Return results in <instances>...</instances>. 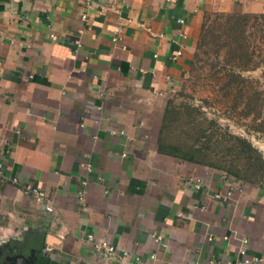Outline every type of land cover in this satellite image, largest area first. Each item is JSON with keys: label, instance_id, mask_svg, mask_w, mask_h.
I'll use <instances>...</instances> for the list:
<instances>
[{"label": "crops", "instance_id": "crops-1", "mask_svg": "<svg viewBox=\"0 0 264 264\" xmlns=\"http://www.w3.org/2000/svg\"><path fill=\"white\" fill-rule=\"evenodd\" d=\"M110 1L0 0V251L16 241L33 264H229L246 237L264 264V187L159 148L205 13H262L264 0Z\"/></svg>", "mask_w": 264, "mask_h": 264}, {"label": "rangeland", "instance_id": "rangeland-1", "mask_svg": "<svg viewBox=\"0 0 264 264\" xmlns=\"http://www.w3.org/2000/svg\"><path fill=\"white\" fill-rule=\"evenodd\" d=\"M252 47L256 60L264 56V42L254 39ZM229 70L244 80L236 84ZM229 79L232 82L227 86ZM160 137L177 154L193 155L239 181L264 187V166L262 175L247 177V160L233 146L236 137L244 138L264 161V62L240 70L235 62L227 64L222 55L201 53L181 88L168 100Z\"/></svg>", "mask_w": 264, "mask_h": 264}, {"label": "trees", "instance_id": "trees-1", "mask_svg": "<svg viewBox=\"0 0 264 264\" xmlns=\"http://www.w3.org/2000/svg\"><path fill=\"white\" fill-rule=\"evenodd\" d=\"M254 39H257L259 43L264 42V12L207 11L204 15L196 50L190 67L193 69L197 61L200 59L201 53L208 54L210 51L211 53L213 52V55L217 58L222 55L223 59L226 60V63L229 65L235 62L236 67L240 68V70L256 68L260 63L264 62V56L258 55V57L260 56V59H257L259 61L253 56L255 53V50L252 47ZM229 72L232 73L229 75L236 76V84L239 85L241 83L240 80H244V77L240 73L231 70H229ZM230 82H232L231 79H229L227 86L230 85ZM236 142L237 145H233L235 146L236 151L247 160L246 170L249 172L246 176L249 177V175L254 173H260V175H262L263 172L261 169L264 166V161L258 153V150L244 138L236 137ZM159 148L163 151H170L174 154L178 153L171 149L168 150L169 147H166L163 144L161 137ZM178 155L196 163H203L193 155ZM232 172L235 175L237 174L233 170ZM8 245L13 249H11V252L4 249L0 251V263H2L5 256L9 253H27V250L22 247L21 243L9 241Z\"/></svg>", "mask_w": 264, "mask_h": 264}, {"label": "built area", "instance_id": "built-area-1", "mask_svg": "<svg viewBox=\"0 0 264 264\" xmlns=\"http://www.w3.org/2000/svg\"><path fill=\"white\" fill-rule=\"evenodd\" d=\"M116 1L117 0H111L110 1V5L109 7L114 9L116 12H118V9L116 8ZM83 19L86 18V15L82 16ZM183 20L181 19L180 22H182ZM161 36V35H160ZM121 37L120 35H114L113 40L117 41L119 40ZM76 44L78 46H80L79 41H76ZM181 54V51H176V53L174 54L173 58L177 57L178 55ZM81 165L83 167H86L87 170H91V166L85 162H82ZM3 174V165L2 163H0V176ZM230 175H228L226 172L222 173V178H227ZM17 179L15 177H12V181H16ZM188 183H191L194 185V187L196 189H200L201 188V178L198 176H194V177H189L187 179ZM87 183L86 179H82L81 181V185L85 186ZM24 192L31 194L33 196H35L38 200H43L45 197V193L39 189L37 186L34 185H26L24 188ZM83 196H84V189L81 188L78 192V197L79 200H83ZM214 198L217 199H221L223 201H227L232 197V189L227 190L226 192L223 193H214L213 194ZM200 209H204L203 205L200 207ZM154 241L160 243L161 237L159 235L153 234L152 235ZM224 239L228 238V235L223 236ZM89 240H93L92 235H89ZM239 241H240V245L238 248V257L235 261L229 262V264H252L255 263L257 261H260L261 258L257 255H249L247 252V243H248V239L246 237H239ZM95 247L98 249H103L106 253L111 254L114 252V247L110 244H108L106 241H98L95 243ZM214 264H218V263H214Z\"/></svg>", "mask_w": 264, "mask_h": 264}, {"label": "water", "instance_id": "water-1", "mask_svg": "<svg viewBox=\"0 0 264 264\" xmlns=\"http://www.w3.org/2000/svg\"><path fill=\"white\" fill-rule=\"evenodd\" d=\"M34 256V251H31L28 256L24 255L23 253H16L6 264H33Z\"/></svg>", "mask_w": 264, "mask_h": 264}]
</instances>
